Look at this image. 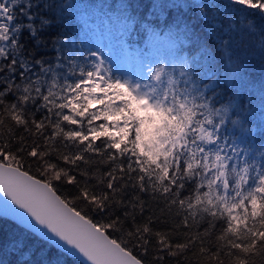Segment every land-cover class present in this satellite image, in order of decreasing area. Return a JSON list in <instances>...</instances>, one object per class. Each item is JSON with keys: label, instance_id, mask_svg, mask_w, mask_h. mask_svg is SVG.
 I'll list each match as a JSON object with an SVG mask.
<instances>
[{"label": "snow or ice", "instance_id": "1", "mask_svg": "<svg viewBox=\"0 0 264 264\" xmlns=\"http://www.w3.org/2000/svg\"><path fill=\"white\" fill-rule=\"evenodd\" d=\"M74 7L0 0V264H264V0H123L115 49Z\"/></svg>", "mask_w": 264, "mask_h": 264}, {"label": "trees", "instance_id": "2", "mask_svg": "<svg viewBox=\"0 0 264 264\" xmlns=\"http://www.w3.org/2000/svg\"><path fill=\"white\" fill-rule=\"evenodd\" d=\"M58 3L71 4L77 7L68 10V27L64 28L65 33L79 34L80 29L84 27L81 22V16L86 18V27L90 33H93V37L100 36L104 42H110L116 44L117 31L120 28V23L116 20V15L113 14L115 6L123 2V0H57ZM182 2V0H181ZM193 3L202 4L210 2V0H192ZM220 2V0H217ZM226 2V0H225ZM112 8V9H111ZM185 13L190 17L191 22L196 24L198 21L193 15L185 8ZM111 17V19H109ZM259 37L253 39L244 34H238L234 37L235 45H239L247 50L250 71L252 75V86L254 89H258L262 81H264V56L260 52V45L258 43ZM137 46H143V42H140ZM169 42L161 40L157 42V47L161 50V53L167 51ZM258 92L254 96V109L255 115L253 116L256 124H259V108H258ZM10 221L8 224H0V230L2 234L11 238L13 235H19L12 225L16 224V221H12L10 218L5 217ZM22 227V226H21ZM36 248L43 247L37 243L34 245ZM46 251V250H45ZM70 260L77 261V264H83L75 257H69Z\"/></svg>", "mask_w": 264, "mask_h": 264}, {"label": "rangeland", "instance_id": "3", "mask_svg": "<svg viewBox=\"0 0 264 264\" xmlns=\"http://www.w3.org/2000/svg\"><path fill=\"white\" fill-rule=\"evenodd\" d=\"M94 39L97 44L112 46L114 49L116 47L115 43L104 42L100 36L94 37ZM105 52H107V49H105Z\"/></svg>", "mask_w": 264, "mask_h": 264}, {"label": "water", "instance_id": "4", "mask_svg": "<svg viewBox=\"0 0 264 264\" xmlns=\"http://www.w3.org/2000/svg\"><path fill=\"white\" fill-rule=\"evenodd\" d=\"M5 205H6V201H5V199H4L2 196H0V211L5 210ZM8 210L11 211V207H10V206L8 207ZM8 218H10V217H8ZM76 258H77L79 261H81L83 264H85V262H84L81 258H79L78 256H77Z\"/></svg>", "mask_w": 264, "mask_h": 264}]
</instances>
